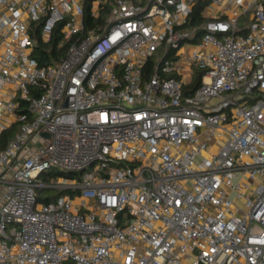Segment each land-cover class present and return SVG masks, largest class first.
<instances>
[{
    "label": "built area",
    "instance_id": "1",
    "mask_svg": "<svg viewBox=\"0 0 264 264\" xmlns=\"http://www.w3.org/2000/svg\"><path fill=\"white\" fill-rule=\"evenodd\" d=\"M197 1L0 0V264H264V0Z\"/></svg>",
    "mask_w": 264,
    "mask_h": 264
},
{
    "label": "trees",
    "instance_id": "2",
    "mask_svg": "<svg viewBox=\"0 0 264 264\" xmlns=\"http://www.w3.org/2000/svg\"><path fill=\"white\" fill-rule=\"evenodd\" d=\"M209 6V2L206 0H198L193 7V12L190 17V22L188 27H200L205 24L209 18L204 16L205 9ZM250 21L247 20V23ZM41 24L42 22H38L35 24V33L33 34V39L35 40L36 44L33 51V57L38 61L40 65H46L53 61H58L60 57H62L66 52V47L58 48V42L61 39V35L59 30L56 29L50 39L49 42H44L41 38ZM238 34H244V31L239 30ZM151 65L147 67V69H151ZM201 84L199 79L195 80L192 84V87L197 88ZM17 129V126H12L7 131H5L2 135L1 144H0V151L5 149L8 145L13 132ZM51 174L56 176L62 175V173H57L52 171ZM65 192H60V194H64ZM46 201V200H44ZM47 202V201H46Z\"/></svg>",
    "mask_w": 264,
    "mask_h": 264
},
{
    "label": "rangeland",
    "instance_id": "3",
    "mask_svg": "<svg viewBox=\"0 0 264 264\" xmlns=\"http://www.w3.org/2000/svg\"><path fill=\"white\" fill-rule=\"evenodd\" d=\"M195 47H194V45H190V44H186L183 48H181L180 49V51H179V54L181 55L182 53H184L185 52V50H188L189 52H187L186 54H192L194 51H195ZM183 62H184V60L183 59H178V61H177V63L180 65V66H183ZM215 144H217V145H220V142H212V143H210V145H215ZM196 161H198V159L196 160ZM49 194L51 195V196H62V195H64V194H60V191L58 192V191H56V192H49Z\"/></svg>",
    "mask_w": 264,
    "mask_h": 264
},
{
    "label": "crops",
    "instance_id": "4",
    "mask_svg": "<svg viewBox=\"0 0 264 264\" xmlns=\"http://www.w3.org/2000/svg\"><path fill=\"white\" fill-rule=\"evenodd\" d=\"M209 2V1H208ZM222 9H220L219 7H217V6H214V5H212V4H210V2H209V6L205 9V11H204V16L206 17V18H212V17H215V16H218V15H220V11H221Z\"/></svg>",
    "mask_w": 264,
    "mask_h": 264
},
{
    "label": "water",
    "instance_id": "5",
    "mask_svg": "<svg viewBox=\"0 0 264 264\" xmlns=\"http://www.w3.org/2000/svg\"><path fill=\"white\" fill-rule=\"evenodd\" d=\"M44 135H45L46 137H48V138L50 137V135H49L48 133H44Z\"/></svg>",
    "mask_w": 264,
    "mask_h": 264
}]
</instances>
